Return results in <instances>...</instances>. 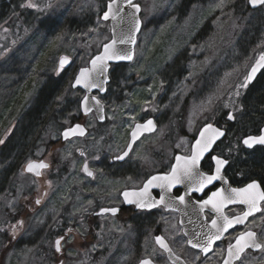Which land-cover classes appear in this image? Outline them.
Returning <instances> with one entry per match:
<instances>
[{"label": "rangeland", "instance_id": "rangeland-1", "mask_svg": "<svg viewBox=\"0 0 264 264\" xmlns=\"http://www.w3.org/2000/svg\"><path fill=\"white\" fill-rule=\"evenodd\" d=\"M110 1L0 0V221L8 229L0 264H131L134 251L122 240L139 229L120 218L89 221L94 204L77 182L81 154L120 153L133 126L154 118L159 129L131 154L132 168L152 170L160 153H189L190 141L216 114L246 118L241 73L248 64L235 61L256 24L247 0H137L143 28L134 60L112 67V83L100 97L107 123L82 117L84 94L73 90L75 78H65L45 101L48 130L38 137L41 122L31 116L44 91L61 73L88 66L111 39L102 20ZM62 58L71 63L59 71ZM81 118L89 134L62 143L61 131ZM41 160L50 164L42 177L25 174L29 162ZM108 188L119 191L121 184Z\"/></svg>", "mask_w": 264, "mask_h": 264}, {"label": "flooded vegetation", "instance_id": "flooded-vegetation-1", "mask_svg": "<svg viewBox=\"0 0 264 264\" xmlns=\"http://www.w3.org/2000/svg\"><path fill=\"white\" fill-rule=\"evenodd\" d=\"M246 5L256 17V24L253 30L246 31L247 44L245 49L237 47L235 61L247 60L248 64L241 73L244 85L241 101L246 118L233 120L230 115L226 120L216 114L201 127L200 131L210 125L225 135L200 163L199 169L185 161L175 168L178 155L191 157L198 135L190 141L189 153L171 151L168 156L164 153L155 156L152 170L132 168L133 151L120 162L130 138L120 153L100 151L92 157L80 156L77 182L79 187L88 189V200L94 204L89 221L120 218L139 229L129 236L130 242L125 237L122 240L128 250L134 251L131 264H264V146L247 142L259 138L264 128V5L255 10L250 8L249 0ZM257 66L260 70L251 80L250 74ZM250 104L256 107L254 113L249 111ZM104 110L106 117L105 105ZM90 115L96 118L94 113ZM83 118L77 123L82 124ZM155 122L158 130L156 119ZM105 123L107 117L99 124ZM154 176L159 178L152 187L132 200L156 206L151 210H139L135 204L127 206L130 199L124 193L144 190ZM112 183L121 184V191H111L108 187ZM79 187L77 199L81 197ZM247 187L246 195L236 197ZM102 191L103 195H96ZM256 202H259L258 212L245 217L257 209ZM109 209H119V212L100 214ZM91 232L85 239L89 245L95 240L97 227ZM61 238L63 241L64 237Z\"/></svg>", "mask_w": 264, "mask_h": 264}, {"label": "water", "instance_id": "water-1", "mask_svg": "<svg viewBox=\"0 0 264 264\" xmlns=\"http://www.w3.org/2000/svg\"><path fill=\"white\" fill-rule=\"evenodd\" d=\"M264 5V0H249V6L255 10ZM142 9L137 3V0H111L107 3L105 12L102 15L104 22L110 24L111 39L104 44L101 51L94 56L87 67L82 68L77 73L72 84L73 90H80L84 97L80 103V111L83 117H87L94 113L99 123H104L106 120L104 105L99 97L106 95L107 88L110 83V71L113 66L129 65L135 57L136 45L138 37L142 31L143 23L141 19ZM70 60L62 58L60 60V71L70 66ZM260 66L254 68L250 74L251 80H254ZM157 132L155 119L150 118L144 122H139L134 125L130 131V140L125 152L120 156V162H124L135 145L144 137L150 136ZM88 135L87 128L80 123L74 124L65 128L61 132L62 142H68L73 139H82ZM224 132L213 129L207 125L202 128L193 145L191 157L178 155L175 168H179L183 161L191 164L193 168L199 169L200 163L210 154L214 145L224 137ZM252 142L255 145L264 146V128L262 135L256 139H248L247 142ZM50 168V164L45 161H32L26 165L24 172L35 177H41L42 172ZM159 176L152 177L142 191H126L124 196L130 199L127 206L136 205L139 210H151L155 206H145L132 200L136 195H139L145 190H149ZM249 187L241 190L236 197L246 195ZM248 212L245 217H249L258 212L259 208ZM119 209L104 210L100 214L107 215L118 214ZM62 239L55 242L56 251L59 252V245ZM242 252V251H241ZM144 262L142 264H145Z\"/></svg>", "mask_w": 264, "mask_h": 264}, {"label": "trees", "instance_id": "trees-1", "mask_svg": "<svg viewBox=\"0 0 264 264\" xmlns=\"http://www.w3.org/2000/svg\"><path fill=\"white\" fill-rule=\"evenodd\" d=\"M106 8V7H105ZM104 8V9H105ZM122 66V65H121ZM119 67V66H117ZM113 68H116V67H113ZM112 68V69H113ZM77 71L74 70L73 72H70V70L68 71H65L63 72V74L61 73L60 76L56 77L55 80V87H52L51 85L49 86V88L44 91L43 93V99L41 100L40 102V108L39 110L37 111V113L33 114L31 116V120H32V123H40L41 122V130L37 133L38 134V137L42 136V134H45L47 133V130H48V120H45L43 119L44 116H43V109L45 107V101L51 96V94L61 85L62 81L64 80L65 81V78H69V80L72 82L76 76V73ZM112 73L110 74V78H111V81H112ZM63 79V80H62ZM112 83V82H110ZM69 85V84H68ZM110 86V85H109ZM54 88V89H53ZM68 88V87H67ZM66 88V89H67ZM52 89V90H51ZM69 89H70V86H69ZM68 89V90H69ZM31 122V121H30ZM46 130V131H45ZM45 131V132H44ZM44 132V133H43ZM26 155V154H25ZM22 160V159H21ZM15 168H13L14 170ZM16 169H19V167H17ZM63 219L64 220H68V218L66 217V215L63 216ZM2 220V219H0ZM7 227V226H6ZM6 232L8 233V229H5V227L2 226V222L0 221V251L3 250V245H4V237H5V234ZM7 238V237H6Z\"/></svg>", "mask_w": 264, "mask_h": 264}]
</instances>
